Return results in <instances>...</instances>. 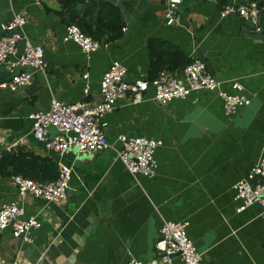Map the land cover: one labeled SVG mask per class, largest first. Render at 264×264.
Masks as SVG:
<instances>
[{
	"label": "crops",
	"instance_id": "0c3cea01",
	"mask_svg": "<svg viewBox=\"0 0 264 264\" xmlns=\"http://www.w3.org/2000/svg\"><path fill=\"white\" fill-rule=\"evenodd\" d=\"M79 1L81 8L93 10L86 11L88 23L99 33L101 48L91 55L64 42L66 28L74 25L58 15V0H0V25L13 15L25 17V33L44 49L46 64L30 86L16 92L0 87V154L19 148L51 160L58 172L61 167L72 170L61 204L19 197L11 177L0 176V202L17 203L26 218L42 225L32 244L14 239L9 229L0 232V262L146 263L157 256L163 221H172L189 223L188 237L202 255L199 264H264L262 209L255 204L237 213L240 201L233 189L264 157V42L242 34L245 21L240 17L220 16L225 7L264 0H183L174 26L164 20L165 0ZM104 5L115 8L122 23L120 38L113 41L102 27ZM150 41L158 45L153 54ZM172 51L192 62L203 60L207 73L228 94L234 93L232 82L242 84L251 103L231 117L225 116L222 100L206 90L165 106L152 101V91L142 103H119L104 117L107 140L116 149L121 135L161 141L154 178L133 177L112 150H72L59 157L33 138L29 117L48 110L52 100L99 104L100 79L113 62L125 67L127 80L150 81L154 59L159 62ZM185 68L161 72L179 75ZM9 81L0 65V86ZM56 135L48 131V137Z\"/></svg>",
	"mask_w": 264,
	"mask_h": 264
},
{
	"label": "built area",
	"instance_id": "2783aa9c",
	"mask_svg": "<svg viewBox=\"0 0 264 264\" xmlns=\"http://www.w3.org/2000/svg\"><path fill=\"white\" fill-rule=\"evenodd\" d=\"M183 0H165L164 20L168 26L178 22L179 8ZM261 11L257 5L249 4L239 7H225L220 16H238L243 21L255 24ZM26 18L13 15L11 20L0 25V65L10 74V81L0 86L10 92L28 87L35 74L44 73L46 64L44 49L30 41L25 33ZM64 42H72L86 55L96 52L101 45L86 36L75 26H68L63 38ZM20 48V51H19ZM82 78L87 81L88 74ZM100 95L102 102L89 104L85 101L72 105L52 100L48 110L31 115L33 138L42 143L48 151L64 157L72 150L77 154H94L105 150L115 152L117 159L133 177L144 176L152 179L157 173L155 152L162 147V142L147 137L118 138L119 149L114 148L105 134L104 117L113 112L118 104L130 101L139 104L145 95L152 91V101L165 106L176 99H185L190 93L206 90L222 100L225 116L231 117L241 109L250 105L251 100L245 94L242 84L234 81L231 88L233 94L221 90V83L206 71V64L195 59L179 74L160 72L153 80L131 82L126 79V69L119 62H113L100 79ZM84 95H88L86 83ZM54 130L57 135L50 138L48 131ZM1 158V154H0ZM72 170L61 167L58 177L51 183H37L21 176L11 177L19 197L30 196L45 202L63 203L67 198ZM235 199L240 201L236 212L241 213L252 205H259L264 219V157H261L244 179L234 187ZM41 223L34 217H25L24 209L17 203L0 202V232L9 229L14 239L25 244L34 242L33 234L40 230ZM188 222L163 221L155 243L156 258L142 263L135 259L128 264H199L202 255L187 234ZM0 264H17L3 263Z\"/></svg>",
	"mask_w": 264,
	"mask_h": 264
},
{
	"label": "trees",
	"instance_id": "16d2710c",
	"mask_svg": "<svg viewBox=\"0 0 264 264\" xmlns=\"http://www.w3.org/2000/svg\"><path fill=\"white\" fill-rule=\"evenodd\" d=\"M58 3L60 6L58 15L62 17L66 23L74 25L86 36L101 44L99 42L98 31L94 30L88 23V18L91 17V15L87 16L86 11L89 10L87 7L81 8L82 4L79 0H58ZM257 7L260 11L264 10V2L258 3ZM80 9L85 10L82 15H79ZM89 11L94 13L92 9ZM103 11L105 23L102 24V27L110 34L108 39L113 41L120 38L122 23L118 12L115 8L108 5L103 6ZM155 45L158 46L156 41L149 42L150 52H152V54ZM175 58L179 59L178 63L171 65L172 61L176 60ZM191 62L192 60L185 59L178 51L164 54V56L159 58V62H156L154 59L150 69V80L155 79L156 74L158 75L162 70L180 71ZM0 176H21L37 183H51L58 177V168L51 160L35 156L32 153L24 152L23 149L18 148L15 152H4L2 154L0 158Z\"/></svg>",
	"mask_w": 264,
	"mask_h": 264
},
{
	"label": "water",
	"instance_id": "95a60500",
	"mask_svg": "<svg viewBox=\"0 0 264 264\" xmlns=\"http://www.w3.org/2000/svg\"><path fill=\"white\" fill-rule=\"evenodd\" d=\"M242 34L251 36L254 40L264 42V10L261 11L255 24L245 21Z\"/></svg>",
	"mask_w": 264,
	"mask_h": 264
}]
</instances>
